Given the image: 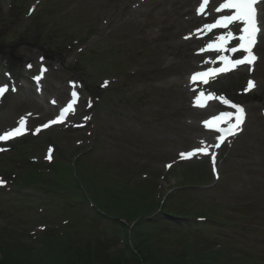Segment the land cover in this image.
Listing matches in <instances>:
<instances>
[{
    "label": "rangeland",
    "instance_id": "rangeland-1",
    "mask_svg": "<svg viewBox=\"0 0 264 264\" xmlns=\"http://www.w3.org/2000/svg\"><path fill=\"white\" fill-rule=\"evenodd\" d=\"M25 1L28 7L36 1L41 4L29 14L25 6L20 7ZM186 10L183 0H0V76L9 71L26 85L0 104V131L29 112H34L35 124L41 123L51 110L46 101L55 98L64 102L67 83L79 82L82 102L74 122L87 115L92 123L78 132L63 127L41 135L57 139V143L53 141L54 161L59 160L57 153L70 163L77 152H85L79 165L88 185L101 198L113 192L116 203L129 209V214L140 204L146 206L148 216L155 217L159 196L180 184L182 190L172 189L177 193L168 202L176 215L204 214L223 222L219 228L224 231L209 228L187 237L177 226L144 227L153 233L154 245L163 254L182 256L186 261L181 242L190 243L195 251L202 248L194 241L199 237L205 243H219L215 247L211 242L203 244L207 253L220 254L217 264H264V35L253 75L259 89L245 100L234 93L248 109V123L243 134L220 152V178L215 181L206 159L176 163L178 152L204 140L211 142V136L198 125L207 114L190 108L191 96L188 88H183L186 75L197 63L190 61L191 51L201 45L189 37L204 22L193 19L192 12L187 15ZM40 12L48 15L43 16L41 28L33 31L29 24ZM16 45L9 58L10 48ZM42 59L48 65V75L38 98L26 79L36 69L31 65L29 71L25 64L37 66ZM16 60L19 63L14 65ZM246 76L242 72L236 78ZM105 81L108 86L102 88ZM4 155L0 179L8 185L0 189V243L18 248L26 259L32 253L40 258L44 245L37 238L42 231L66 222L72 213L70 201L54 198L51 211L44 207L36 211L43 200L33 190L16 193L11 179L24 170V163L46 164L43 151L32 145ZM9 161L10 169L6 166ZM166 163L174 165L166 169ZM41 171L48 174L46 169ZM81 182L91 195L92 189ZM211 184L209 192L186 186ZM136 185L140 187L136 189ZM137 220L130 219L127 225L133 226ZM97 226L89 227V237L100 236ZM108 231L105 234L111 235L109 227ZM113 246L120 249L123 245L116 242Z\"/></svg>",
    "mask_w": 264,
    "mask_h": 264
},
{
    "label": "trees",
    "instance_id": "trees-1",
    "mask_svg": "<svg viewBox=\"0 0 264 264\" xmlns=\"http://www.w3.org/2000/svg\"><path fill=\"white\" fill-rule=\"evenodd\" d=\"M76 171L78 172L76 177L73 176L70 169H65L64 174L55 172L57 179H60V177L63 179L50 184L51 188L55 191L78 190L79 182L82 181V174H79L81 171L79 168H76ZM72 177L75 179H72ZM28 179H31L38 187L42 180L41 176L38 178L28 176ZM65 180H70L69 184H66ZM103 195L104 197L101 198L98 194H95L93 199L96 209L89 216L78 217L73 223L74 231L71 227H67L68 232L64 235L54 236L51 233L43 235L41 243L44 245V254L40 258L37 257V254L31 256L28 251V256H30L26 259L18 248L10 249L4 243H0V264H217L216 259L220 254L207 253V247L203 244H210L211 241L205 243L202 240L203 238L196 237L194 239V241L196 240L202 244V248H195V251L190 243L181 242L186 261L181 260L182 256L163 254L160 249L155 247L153 233L147 232L148 230L144 227H156L165 224L183 229L182 226L187 223V230H199L198 225L191 221L193 216L188 214L176 215L177 212H172L169 205L167 206L169 210L165 208V204L172 201V196L164 201L159 214L152 218L148 216L145 205H135L138 210L133 213L131 209L132 214H129V209H124L119 206L122 204L116 203V195L113 192H106ZM125 203L128 204L126 201ZM209 210H212V208ZM119 218H123L127 222L130 219L138 220L129 228V226L119 223ZM183 218L185 220H182ZM101 220L108 223L109 229L114 231V235L102 236L109 233L106 227L98 232L100 236H97L96 239L89 237L87 235L89 227L94 226ZM209 220L215 223L212 218ZM183 235L188 236L187 234ZM101 236L102 238H100ZM118 238L125 240L124 246L120 250L109 249V246H113ZM211 243L216 244L215 242ZM169 246L170 244H168ZM30 258L32 261L29 260Z\"/></svg>",
    "mask_w": 264,
    "mask_h": 264
},
{
    "label": "snow or ice",
    "instance_id": "snow-or-ice-1",
    "mask_svg": "<svg viewBox=\"0 0 264 264\" xmlns=\"http://www.w3.org/2000/svg\"><path fill=\"white\" fill-rule=\"evenodd\" d=\"M207 2L208 0H201L200 8L197 9L198 14L203 12ZM254 4L255 0H223L216 11L222 12L223 10H229L230 14L221 15L215 20L214 23H205L201 29L197 30L198 32L211 31L216 28L227 30L229 25H233L237 29L238 34L234 35L233 31L228 30L224 34L215 37V40L213 42L208 43L206 47L201 48L200 51L203 52L205 50H214L216 52H223L226 50L225 46L229 41L238 40V47H232L230 49V52L236 53L242 49L244 52L248 53V55H245L243 59H232L229 56H219L218 59L222 64L221 67H209L205 71L193 73L190 77L191 82H196L199 80L202 83L207 84L210 82V80L216 79L218 74L221 72H227L231 68H234L235 66L243 63L252 64L256 57L251 54L250 49L252 47V44L254 43V36L257 31L256 12ZM213 62L214 61L211 60L204 61V63L206 64H211ZM29 67H31V65H29ZM44 71H46V69L42 67L40 75L34 77V79L39 81L42 78ZM104 83L107 84V81H105ZM252 87H254V82L249 80L247 88L243 90L248 91ZM7 90V86H0V95H3ZM210 99H218L221 103L235 109V112H220L218 115L212 116L208 120L202 122L205 128L220 133V135L216 137V143L211 146L212 148H219L220 144L224 142L225 138L228 135H235L236 132L240 130V125L243 121L244 110L240 105L231 103L230 100L226 99L225 97L216 96L214 93L205 94L203 91L199 93L194 103L196 104V106L205 107L207 101ZM77 100L78 96L74 91L72 93V99L64 108L60 110L56 118L42 125V127L46 128L51 124L62 122L68 112L74 111V104L77 102ZM86 119L88 118L86 117ZM25 123V118L21 117L16 128L10 129L0 134V141H5L14 136L21 135L23 131H25ZM222 125L224 126L222 127ZM36 131L39 132L40 129L38 128L36 129ZM200 143L201 147L190 152H181L179 154L180 157L190 158L196 152H201L205 155L210 154L213 160L215 171V153L211 152L210 147L205 141H201ZM166 167H171V165H166ZM2 182L3 181H0V183Z\"/></svg>",
    "mask_w": 264,
    "mask_h": 264
},
{
    "label": "bare ground",
    "instance_id": "bare-ground-1",
    "mask_svg": "<svg viewBox=\"0 0 264 264\" xmlns=\"http://www.w3.org/2000/svg\"><path fill=\"white\" fill-rule=\"evenodd\" d=\"M193 2V0H183V3L186 7L190 6V4Z\"/></svg>",
    "mask_w": 264,
    "mask_h": 264
}]
</instances>
